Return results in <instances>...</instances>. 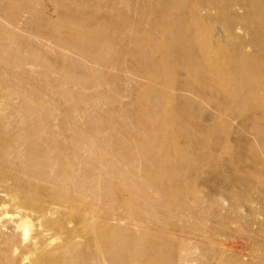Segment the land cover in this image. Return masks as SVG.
Returning a JSON list of instances; mask_svg holds the SVG:
<instances>
[{
  "label": "bare ground",
  "instance_id": "bare-ground-1",
  "mask_svg": "<svg viewBox=\"0 0 264 264\" xmlns=\"http://www.w3.org/2000/svg\"><path fill=\"white\" fill-rule=\"evenodd\" d=\"M150 3L162 21L174 22L173 46L164 55L173 64L161 71L244 79L264 70V0H132L120 9L144 12ZM2 4L0 264H264V198L237 187L224 190L225 199L200 195L203 182L194 180L215 167L195 166L191 141L180 144L160 125L156 99L134 124L84 114V87L105 95L102 68L121 59L125 73V55L111 34L95 38L83 12L51 21L32 14L30 0ZM79 6L95 7L98 18L115 8L99 0ZM209 21L219 23V36L191 37ZM84 27L91 32L81 43ZM136 54L160 73L151 54L140 48ZM117 96L107 97L110 105ZM259 147L255 164L263 173L253 171L264 191V140Z\"/></svg>",
  "mask_w": 264,
  "mask_h": 264
},
{
  "label": "rangeland",
  "instance_id": "rangeland-1",
  "mask_svg": "<svg viewBox=\"0 0 264 264\" xmlns=\"http://www.w3.org/2000/svg\"><path fill=\"white\" fill-rule=\"evenodd\" d=\"M81 1L30 0L31 4L33 3L31 5L33 9H31V13L36 12L34 15L44 16L51 21L58 18L66 21L73 20V18L78 17L77 15L80 16L81 12L85 13V16L81 17L87 22L89 20V22L92 21L90 26H87L89 28L92 27L95 38H100L102 31L103 34L105 32L109 36L111 34L116 43L117 51L125 55V73L123 71L120 72L121 59H118L119 61L111 60L108 66L102 68L101 73L98 74L102 77L99 78L98 76L101 79L99 80V88L104 91V96L98 94L94 96L91 88L84 87V89L86 88L85 91L82 90L84 97L82 101L85 100L82 110H86L84 114H93L95 117L100 115L98 118L103 121L102 119L105 120L108 113L107 120L112 115L109 120L111 124L120 125L127 121L134 124L145 113V110L151 109L152 104L157 100L158 103H156L157 105L159 104V107H156L154 111L160 117V125L169 133H172V137L179 141L180 144H187V141H191V147H188V150L193 151L195 166L204 170L209 169V165L210 167H215V170L212 168V175L201 174L194 180V182L198 183L203 182L197 188L198 191L200 190V195L209 194L207 199L210 201H215L216 198L225 199L226 193H223V191H232V189L235 190L237 187L242 188L244 193L253 192L254 190L255 195L258 194L261 199L264 198V191L255 178L259 172L261 173L258 175L263 173L261 166L255 164V156L260 151H258L260 143L264 140V70H257V72L244 79L232 73L206 76L202 73V70L196 75L185 79L183 76L176 75L174 70L161 71L162 67H169L173 64L172 58L169 56L164 57V55L173 46V42L169 37L174 22L166 23L161 20L158 14H154L155 6L153 3L147 4L144 12L136 10H128V12L120 9V6L126 3L131 4L132 0H99L101 4H113L115 8L111 11V15L109 14L105 18H98L92 17V13L100 14V12H97L98 10L95 7H80L79 3ZM158 6L160 7V5ZM0 7V11H3L2 0H0ZM66 8H71V10L67 11ZM156 10L158 11V8ZM119 12L123 13L120 14ZM64 14L65 17L63 16ZM68 14L73 16L70 17ZM188 17L187 21L190 20ZM83 18L81 20H84ZM121 22L125 25H119ZM134 22L136 24L139 22L140 25L133 27L131 23ZM100 23L105 26H100ZM218 24V22L209 21L205 23L196 36H193L192 33L191 37H195L194 39L199 42L215 39L217 35H220L218 34ZM103 27H105L104 30ZM89 28L84 27L78 36V40L81 43L87 42L86 33L89 32ZM123 34H127L129 39H126ZM224 41L226 42L225 44L228 43L227 40H223V43ZM210 43L214 44L212 41ZM139 48L147 51L148 55L151 54V59L158 61L159 74L153 73L150 69L151 67L146 65L142 58L138 57L136 51ZM213 59L211 57L210 61L214 62ZM118 65L119 68L116 67ZM212 66L213 64H211ZM123 74L125 75L123 76ZM125 79L128 80L127 83ZM185 85L189 86V88H186L185 96H181L178 91L184 88ZM252 86L260 87V89ZM119 94H121L120 98L117 96ZM109 95L118 97H116L115 105L113 102L110 105L111 102L107 98ZM104 97L107 99H104ZM87 109L90 110L88 111ZM118 111L121 113L117 114ZM179 123L183 124L182 131L177 129ZM257 145L258 149H256ZM182 155L183 161L187 157H184L186 156L185 153ZM253 170L255 172L258 171V173L254 175L255 172ZM228 181L230 182L228 183ZM251 181H253V184ZM253 187L255 188L253 189ZM256 189H258L257 192ZM200 195L198 198H201Z\"/></svg>",
  "mask_w": 264,
  "mask_h": 264
}]
</instances>
